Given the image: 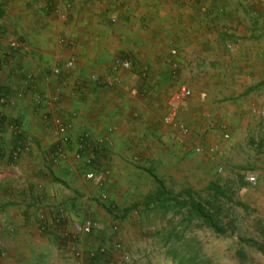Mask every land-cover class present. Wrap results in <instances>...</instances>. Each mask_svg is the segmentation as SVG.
Returning <instances> with one entry per match:
<instances>
[{"label": "crops", "instance_id": "0c3cea01", "mask_svg": "<svg viewBox=\"0 0 264 264\" xmlns=\"http://www.w3.org/2000/svg\"><path fill=\"white\" fill-rule=\"evenodd\" d=\"M57 1L0 0V264H73L74 250L63 243L61 230L78 222L99 225L101 230L79 236L86 248L98 233L108 234L111 218L98 201L102 194L108 195L106 205L124 207L158 197L160 186L150 171L166 188L175 183L178 157L172 151L180 149L174 145L178 128L172 120L169 126L163 121L176 88L166 63L167 44L181 35V23L186 32L207 19L209 8L216 19L223 5L259 2L67 0L68 6ZM52 6L73 18L51 20ZM62 33L74 46L59 44ZM14 38L24 46L11 47ZM128 49L141 53L138 73L115 68L117 54ZM152 52L148 62L146 54ZM70 54L78 61L73 70L63 65ZM146 66L147 77L139 73ZM93 72L100 74L99 81L91 79ZM232 88L218 89L219 96L211 99L193 90L178 111L192 116L188 124L199 113L221 109L217 115L230 117L226 103L234 101L229 107L236 108L244 98L230 99ZM263 93L249 89L252 100ZM58 118L71 136L62 153L53 129ZM191 135L183 138L189 147L196 144ZM80 146L94 157L91 169L75 157ZM203 160L202 155L193 158L199 167ZM59 219L63 224H56Z\"/></svg>", "mask_w": 264, "mask_h": 264}, {"label": "rangeland", "instance_id": "374dc122", "mask_svg": "<svg viewBox=\"0 0 264 264\" xmlns=\"http://www.w3.org/2000/svg\"><path fill=\"white\" fill-rule=\"evenodd\" d=\"M61 1L57 3L67 4V0ZM258 1L246 6L223 5L221 18L216 19L211 17L215 14L209 8L207 19L195 21L191 31L186 32L181 23L178 28L181 35L167 41L166 63L176 88L166 101L167 114L163 121L168 126L176 123L178 134L174 145L180 147L172 151L178 157L179 176L172 186L167 185V190L168 196L177 197L178 201L163 206L166 202L150 196L145 201L134 200L125 205V211V206L106 205L108 198L101 195L98 201L108 207L106 212L111 218L108 234L98 233L96 239L88 242L89 248L78 237L75 243L82 256H76L73 251V264H264V93L258 101L249 95L250 88L264 89V2ZM54 6L48 10L49 18L70 22L73 13L59 12ZM197 14L201 17L202 10ZM70 40L63 33L58 35L61 45L74 46ZM121 52L114 60L115 68L138 73L141 53L133 54L131 49ZM152 54H146L148 62ZM126 60L130 62L129 67L122 64ZM67 61H73V65L66 67ZM56 63L59 73L62 64L58 59ZM77 64L74 54L63 61L69 70L75 69ZM148 71L146 66L139 73L147 77ZM96 74L100 76L93 72L91 79L99 81L101 76L98 80L93 78ZM183 86L188 87L191 94L193 90L200 96L204 92L210 99L213 95L219 96L218 89L222 92L224 88L233 87V92H227L230 99L239 95L244 98L236 108L229 107L236 102L226 103L230 117L217 115L221 109L215 114L199 113L194 123L188 124L192 116L178 111L186 99L176 101ZM236 89L242 92L235 94ZM168 113L176 114L169 117ZM215 115L217 118L213 117ZM55 128L53 126L54 131ZM190 134L196 138L193 147L183 141ZM201 155L204 163L199 167L193 158ZM75 157L85 163V169L90 168L94 160L90 151L81 146ZM251 175L256 177L255 181L249 180ZM213 183L219 184L226 196L215 194L210 189ZM193 199L202 202L227 230L216 232L191 212ZM142 203L145 208L140 207ZM95 229L101 230L94 223ZM105 245L110 248L100 253ZM124 254L130 256L126 261L122 259Z\"/></svg>", "mask_w": 264, "mask_h": 264}, {"label": "built area", "instance_id": "2783aa9c", "mask_svg": "<svg viewBox=\"0 0 264 264\" xmlns=\"http://www.w3.org/2000/svg\"><path fill=\"white\" fill-rule=\"evenodd\" d=\"M2 41V37H0V43ZM22 42H20L19 40L17 39H13L10 41V46L13 47V48H18L20 46H22ZM124 67H129L130 66V62L129 61H125L122 63ZM65 65L66 67H70L73 65V61H67L65 62ZM93 78L95 80H98L100 78L99 75H93ZM191 94V90L186 87V86H183L180 88V90L178 91L177 93V96H176V101L180 102L181 100H183L184 98L188 97L189 95ZM174 115V113H170L169 116L172 117ZM263 115H264V112H263ZM56 128H55V131H54V134L58 137V145L60 146V151L61 153L64 151L63 149H61V146L63 147L65 144L67 143H70L71 141V136L68 132V126L63 122L61 121V119H56ZM79 157V155H77ZM87 177L88 178H93L94 177V173L93 172H89L87 174ZM249 180L251 181H255L256 180V177L254 175H251L249 177ZM102 197L103 198H107V194L104 193L102 194ZM61 220L59 219V221L57 220L56 221V224L57 225H60L61 223ZM63 224V223H62ZM94 230V223H91V222H78V223H75L72 227V230H69L68 228L64 227L62 228L61 230V237L63 239V243L64 244H70V246L72 247V249L74 250L75 252V255L76 256H82V251L81 249L77 246V243L76 240L77 238L82 235V234H86V235H90ZM110 247L105 245L103 246L101 249H100V253L101 252H106L108 251ZM117 248V247H115ZM130 258V256L128 254H124L122 259L124 261L128 260Z\"/></svg>", "mask_w": 264, "mask_h": 264}, {"label": "trees", "instance_id": "16d2710c", "mask_svg": "<svg viewBox=\"0 0 264 264\" xmlns=\"http://www.w3.org/2000/svg\"><path fill=\"white\" fill-rule=\"evenodd\" d=\"M150 173L155 177L156 181H158L159 186H160L159 191H158V197L156 199L163 200V202H166V203H162L163 206H167L165 204L172 203L173 200L178 201L177 197H169L168 196L169 191L167 190V188L165 187L163 182L161 180H159V178L155 174H153V171H150ZM210 189L212 191H214L215 194H217V195L226 196L223 188L217 183H213L212 185H210ZM188 196L190 197V195H188ZM182 204H185V203H182ZM184 206H187V205H184ZM190 211L194 212L199 218H202L204 220V222L208 226L212 227L216 232L224 233L227 230L225 227L221 226L215 220L213 215L208 212V208L202 202H196L195 199H193L192 200V209H190Z\"/></svg>", "mask_w": 264, "mask_h": 264}]
</instances>
